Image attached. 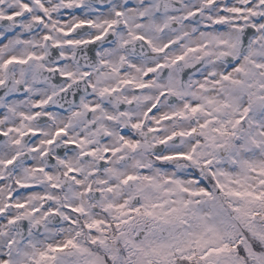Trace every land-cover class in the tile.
Masks as SVG:
<instances>
[{"label": "snow or ice", "instance_id": "obj_1", "mask_svg": "<svg viewBox=\"0 0 264 264\" xmlns=\"http://www.w3.org/2000/svg\"><path fill=\"white\" fill-rule=\"evenodd\" d=\"M0 264H264V0H0Z\"/></svg>", "mask_w": 264, "mask_h": 264}]
</instances>
